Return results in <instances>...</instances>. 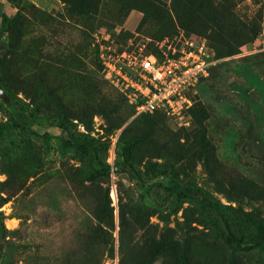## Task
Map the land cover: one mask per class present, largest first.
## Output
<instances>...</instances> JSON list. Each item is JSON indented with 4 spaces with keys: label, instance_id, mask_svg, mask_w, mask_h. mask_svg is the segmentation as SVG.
<instances>
[{
    "label": "rangeland",
    "instance_id": "rangeland-1",
    "mask_svg": "<svg viewBox=\"0 0 264 264\" xmlns=\"http://www.w3.org/2000/svg\"><path fill=\"white\" fill-rule=\"evenodd\" d=\"M197 37L211 61L180 111L137 113L104 65ZM262 38L264 0H0V264H264L216 221L264 234Z\"/></svg>",
    "mask_w": 264,
    "mask_h": 264
},
{
    "label": "built area",
    "instance_id": "built-area-1",
    "mask_svg": "<svg viewBox=\"0 0 264 264\" xmlns=\"http://www.w3.org/2000/svg\"><path fill=\"white\" fill-rule=\"evenodd\" d=\"M160 47L162 57L124 50V58L114 60L111 55L102 54L109 75L137 113L157 109L180 111L186 102H190L186 91L207 73L211 60L205 38L185 39L181 46L164 40Z\"/></svg>",
    "mask_w": 264,
    "mask_h": 264
},
{
    "label": "trees",
    "instance_id": "trees-1",
    "mask_svg": "<svg viewBox=\"0 0 264 264\" xmlns=\"http://www.w3.org/2000/svg\"><path fill=\"white\" fill-rule=\"evenodd\" d=\"M7 105L10 107L13 116H14V124L16 126L22 127V128H28V127H35L36 120L32 117V115L27 112L25 109H23L18 103H16L14 100H9L7 102ZM148 113V112H144ZM70 141V140H69ZM74 143H76L79 147H81L83 150H85L88 153V156L90 158V161L92 162L94 166V170L92 171V174L99 175L104 173L106 170L110 168L109 164L104 163L98 156L95 147L88 142L84 137H74L73 138ZM128 152H125L126 158L119 163V168L122 170H126L130 172L133 176H136V170L132 166V164L128 160ZM200 199L210 208L215 209L217 213H219L218 205L215 202H212L210 199L205 198L203 196H200ZM217 224L220 227L221 233L223 235L224 240L237 248H248L251 246H260L264 249V234L263 230H260L257 234L254 236L245 239L239 235H236L230 228L228 222L221 216H217L216 218Z\"/></svg>",
    "mask_w": 264,
    "mask_h": 264
},
{
    "label": "water",
    "instance_id": "water-1",
    "mask_svg": "<svg viewBox=\"0 0 264 264\" xmlns=\"http://www.w3.org/2000/svg\"><path fill=\"white\" fill-rule=\"evenodd\" d=\"M0 91H1V94H3L8 99L9 96L6 94L4 88L0 87Z\"/></svg>",
    "mask_w": 264,
    "mask_h": 264
}]
</instances>
